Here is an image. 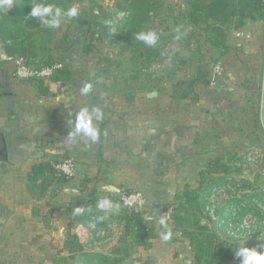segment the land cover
<instances>
[{
    "label": "crops",
    "instance_id": "1",
    "mask_svg": "<svg viewBox=\"0 0 264 264\" xmlns=\"http://www.w3.org/2000/svg\"><path fill=\"white\" fill-rule=\"evenodd\" d=\"M229 3L225 16L183 22L192 30L186 41L174 37L180 40L173 57L177 74L162 89L140 90L133 98L110 95L97 63L66 34L70 18H62L64 31L41 25L23 55L30 63H61L46 80L16 78L20 55L6 51L11 43L0 39V264H53L69 255L68 234L95 258L91 264H195L189 239L171 216L185 202L184 193L201 186L202 172L205 183L216 182L209 201L224 209L225 237L235 227L236 237L246 238L238 246L245 240V246H256L259 234L264 240V0ZM179 81L192 84L176 88ZM85 84L91 85L87 94L81 92ZM85 107L103 112L94 121L95 142L69 135ZM70 156L75 171L65 183L43 195L28 191L33 166ZM122 189L143 192L155 216L133 220L152 222L147 245L121 228L116 215L125 209L105 214L97 208L105 197L116 205ZM156 204L166 207L158 211ZM77 206L84 208L80 215L73 214ZM245 208L257 223L248 233L236 229L248 215H240ZM104 215L120 224L112 236L108 217L97 219ZM161 217L168 229L159 224ZM98 229L109 232L110 240L87 248L84 237ZM168 230L171 238L164 241ZM224 246L214 264H239Z\"/></svg>",
    "mask_w": 264,
    "mask_h": 264
},
{
    "label": "rangeland",
    "instance_id": "2",
    "mask_svg": "<svg viewBox=\"0 0 264 264\" xmlns=\"http://www.w3.org/2000/svg\"><path fill=\"white\" fill-rule=\"evenodd\" d=\"M138 1L140 0H45V2L56 3L65 11L72 6L79 9V14L76 17H63L71 19H67L70 23L67 26L68 32L66 34L76 37L77 46L83 51H85V47L89 46L88 51L85 52L89 53L91 61L97 63L101 75L106 78V84H108V90L112 96L133 98L138 94L136 92L140 90L162 89L161 87L166 85L168 80L174 77L179 70L177 61L173 57L177 54L176 47L179 46L180 40L177 41L174 37L178 35L179 39L182 41L185 39L186 41L188 32L192 30L183 27V22L187 20L188 13L196 14V7H200L203 3L211 0H155L156 12H152L153 16L151 17L145 16L141 24V27H145L144 31L154 30L158 33L160 38L155 47H149L139 41L135 46L133 44L136 43L134 36L124 40L118 39L123 35V32L118 30L120 21L125 19L128 14L126 10H122V7L125 4H136ZM201 9L206 16L207 9ZM1 11L6 12L8 10L0 8ZM106 21H111V24H106ZM60 25L62 27L63 23ZM40 26L37 24L35 28L38 29ZM61 30H63V27ZM16 33L21 36V32ZM20 39L21 37L11 38L10 41L13 43L12 47L14 49L19 50ZM48 62L43 59L42 61L33 62V64L45 65ZM56 188H59V186H56ZM56 188H52V191H55ZM126 190L128 189H122L120 193ZM115 204L119 205L118 199ZM220 207L222 205L219 202L215 206L211 204L209 207L214 210V212L211 211V214L217 216L214 221L208 218L206 212H202L199 205L187 202L176 206V210L178 208L185 217L191 218V221L185 223L188 231L202 232V234L210 232L214 235L212 238L216 246L212 249V254L219 256L222 253L218 250L220 245L224 246L226 244V248L232 250L237 247V241L240 238L236 235L225 237L222 234V227L218 224ZM121 212H118L119 215L116 216L120 218L121 228L125 229L123 222L126 223V220L123 221L121 216L126 211ZM127 212L136 214L139 218L146 216L145 213H135L130 210ZM107 217V222L111 224L112 236L115 234L114 231H118L120 224L114 218ZM134 223L135 221L131 220V224ZM109 238L110 235L107 231H104L99 237L89 232L82 242L87 248L99 247L105 241L110 240ZM138 238L143 239L144 237H136L140 241ZM112 239L111 237V241Z\"/></svg>",
    "mask_w": 264,
    "mask_h": 264
},
{
    "label": "trees",
    "instance_id": "3",
    "mask_svg": "<svg viewBox=\"0 0 264 264\" xmlns=\"http://www.w3.org/2000/svg\"><path fill=\"white\" fill-rule=\"evenodd\" d=\"M229 2L230 0H211L210 2H205L200 7H196L195 11L196 14L199 12L198 15H196L195 13H188L187 20L195 22L196 20H198V18H201L198 17L199 15L205 16L201 11V8L207 9L205 17H213L214 15L225 16L228 4H230ZM32 3L33 0H14V10L0 12V39L4 43L6 42V40H9V42L11 43L10 46L5 43L4 49L6 51L16 52L18 55L23 56L27 52H29L31 48H33V36L34 34L39 32V30L35 28V26L38 24V21L29 16L30 6ZM122 8V10H126L128 14L125 19L120 21L118 30L123 32V35L122 37H118V39L124 40L129 39L130 36H134V33L136 32L145 30V27H141L142 21H144L145 16L151 17L153 16L152 12H156V2L155 0H140L136 4H125ZM16 32H21V36H19ZM15 37H21L19 42V50L14 49L12 47L13 43L10 41L11 38ZM133 38L135 39V36ZM137 43L138 42L136 41V43L133 44L136 46ZM88 47L89 46L85 47V51H88ZM31 63H33V61H31ZM185 83L192 84L190 81H179L175 84V86L177 88L178 86ZM200 176L201 186L197 189L186 191L184 193V196L186 197L184 203L191 202L192 204L199 205V208L202 209V212H206L208 218L215 221V219H217V216L211 214L212 209L209 208L211 205L209 198L215 191V189H213V184L216 182H214L213 180H207V183H205V178H207L205 172L200 173ZM28 178V191L31 193H37L39 195H43L44 191L51 186L54 187L62 185L68 179V177H66L65 175L58 173V171L54 167V164L49 161L33 166L29 171ZM174 209L175 210L173 211V214L171 216L172 222L174 223V228L181 230L185 237L189 239L190 246L192 248V258L194 263L214 264L218 262L220 260V256L217 254H212V249L214 248V246H216L212 238V236L214 237V235L210 232H205L202 234V232L194 233L188 231L185 227V223L186 221H191V218L185 217L178 208L177 210L176 208ZM223 210L221 209L219 212L218 217L220 218V220L218 224L222 227V234H225V232L227 231V228L225 227L227 217H224ZM127 211L124 212L122 216L126 220V232H132L135 237H144L139 242H141L143 245L146 243L147 245L149 242L144 239H147L152 235V222L143 221V223L136 222L134 224H131V220L137 219L138 215L133 213L130 214ZM251 212L252 209L249 208L241 209L240 215L243 217L244 215ZM260 217L263 218L262 216ZM81 220H83V222L85 223L89 222V219H87L86 216H82ZM65 242L66 244L70 245L69 255L64 257L57 256L54 259L53 264H91L95 259L90 257V252L82 251V245L78 242V239L74 234H68L67 241ZM238 247L239 246L237 245V247H234V249L232 250L226 249V253L229 255V258H231V256L235 257L233 251H235ZM222 248L223 246L220 245L218 250L221 251ZM76 253H80V256L77 260L78 262L73 263L74 254Z\"/></svg>",
    "mask_w": 264,
    "mask_h": 264
},
{
    "label": "clouds",
    "instance_id": "4",
    "mask_svg": "<svg viewBox=\"0 0 264 264\" xmlns=\"http://www.w3.org/2000/svg\"><path fill=\"white\" fill-rule=\"evenodd\" d=\"M13 6V0H0V8L11 9ZM79 14V9L76 6L69 7L66 11L62 9L61 6H58L56 3L45 2V0H33V3L30 6L29 16L38 21L39 25H43L44 28L55 29L58 28L62 22L64 16L67 17H76ZM106 24H111V21H106ZM135 41L143 42L149 47H155L159 35L154 30L149 31H139L134 33ZM179 39V36H177ZM91 89V85L85 84L81 92L87 94ZM103 119V112L99 107H88L83 108L76 114L74 131L70 132V138H73L76 135H84L90 137L93 142L98 138V129L94 124V121L99 122ZM97 208L103 211L105 214L108 212L116 211L119 209V205H114L107 197L100 199L97 202ZM84 212L82 206H77L74 209V215H80ZM107 216H100L98 220H104ZM159 224L168 229L166 218L161 217L159 219ZM95 226V225H93ZM171 231L168 230L166 233L161 234V238L164 241H167L171 238ZM260 235L257 237V240L260 241L254 247H247L245 240L242 244L233 251L234 256L239 259V264H264V240L260 238Z\"/></svg>",
    "mask_w": 264,
    "mask_h": 264
},
{
    "label": "built area",
    "instance_id": "5",
    "mask_svg": "<svg viewBox=\"0 0 264 264\" xmlns=\"http://www.w3.org/2000/svg\"><path fill=\"white\" fill-rule=\"evenodd\" d=\"M61 67V63L57 61L49 62L45 65H34L30 63L27 57H17L15 60V69L14 76L18 79L22 80H31V79H42L46 80L51 78L55 72ZM214 73H221V66L216 65L214 67ZM55 169L58 173L65 175L66 177H71L74 175L75 171V163L73 157H66L59 160L54 164ZM118 202L120 208L125 210H130L135 213H145L146 218L149 220H155V216L152 215L148 208V203L146 197L143 192L139 190H126L119 194ZM257 225L256 219L252 216V214H248L236 227L237 230L243 231L244 233H248L252 228H255ZM103 231L98 229L95 231L94 235H102ZM229 233L231 236L235 235V227L229 228Z\"/></svg>",
    "mask_w": 264,
    "mask_h": 264
},
{
    "label": "water",
    "instance_id": "6",
    "mask_svg": "<svg viewBox=\"0 0 264 264\" xmlns=\"http://www.w3.org/2000/svg\"><path fill=\"white\" fill-rule=\"evenodd\" d=\"M164 207H166L165 204H156V205H154L155 210H158V211H160Z\"/></svg>",
    "mask_w": 264,
    "mask_h": 264
}]
</instances>
